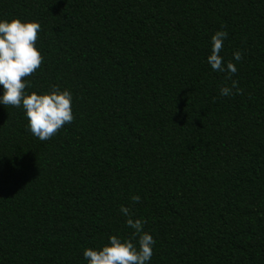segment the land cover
Listing matches in <instances>:
<instances>
[{
    "label": "trees",
    "instance_id": "16d2710c",
    "mask_svg": "<svg viewBox=\"0 0 264 264\" xmlns=\"http://www.w3.org/2000/svg\"><path fill=\"white\" fill-rule=\"evenodd\" d=\"M17 18L42 26L26 94L69 90L75 120L41 141L0 103V264H88L135 231L121 206L148 264H264V0H0Z\"/></svg>",
    "mask_w": 264,
    "mask_h": 264
},
{
    "label": "clouds",
    "instance_id": "9594fccd",
    "mask_svg": "<svg viewBox=\"0 0 264 264\" xmlns=\"http://www.w3.org/2000/svg\"><path fill=\"white\" fill-rule=\"evenodd\" d=\"M41 31L42 26L36 21L23 22L18 18L10 22L0 21V85L4 90L0 103L5 107H23L32 135L41 141H47L56 136L65 125L73 123L75 115L72 93L69 90L62 91L58 85H53L49 94H26V89L31 87L28 78L35 75L44 62V56L36 46ZM228 35L227 31H217L212 36L211 55L208 57L213 71L227 72L226 79L231 81L230 87L221 88L222 96L232 95L233 89L237 94L243 93L239 82L232 79L238 71L236 65L229 61L225 67L220 55ZM234 59L241 61L243 54L235 52ZM131 200L133 203H140L141 197L134 195ZM120 211L128 217L127 227L135 230L132 236L121 239L113 235L109 245L102 250L86 249L83 255L88 264H148L151 260L156 241L151 234L143 231L147 221L133 220L128 207L121 206Z\"/></svg>",
    "mask_w": 264,
    "mask_h": 264
}]
</instances>
